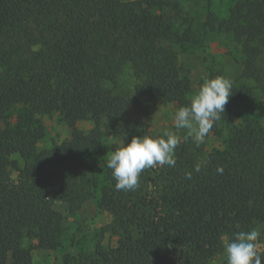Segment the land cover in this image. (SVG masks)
Returning a JSON list of instances; mask_svg holds the SVG:
<instances>
[{
	"label": "trees",
	"instance_id": "trees-1",
	"mask_svg": "<svg viewBox=\"0 0 264 264\" xmlns=\"http://www.w3.org/2000/svg\"><path fill=\"white\" fill-rule=\"evenodd\" d=\"M212 2L204 24L239 46L240 77L262 82L264 0H230L221 18ZM179 11L176 0H0V264H32L37 248H62L60 264H227L225 239L264 222V132L250 118L207 153L181 142L175 166L145 169L134 191L114 186L110 154L133 136H162L140 119L127 133L123 114L155 102L190 104V78L173 44L199 35L187 18L182 33L173 30ZM126 64L134 84L117 91L111 84ZM232 92L219 121L233 122L249 99L244 85L233 82ZM50 113L71 128L70 138L40 148ZM85 119L94 123L88 132L76 126ZM102 119L123 136L120 144L103 140ZM98 193L116 202V239L103 243L100 232L86 250L80 241ZM55 202L74 216L68 245ZM258 242L264 264V238Z\"/></svg>",
	"mask_w": 264,
	"mask_h": 264
},
{
	"label": "rangeland",
	"instance_id": "rangeland-1",
	"mask_svg": "<svg viewBox=\"0 0 264 264\" xmlns=\"http://www.w3.org/2000/svg\"><path fill=\"white\" fill-rule=\"evenodd\" d=\"M180 5V14L172 21V28L177 33H182L187 24L182 19L187 18L188 23L193 27L199 35V40L186 42L184 44H173L178 53L179 63L185 73L190 78V89L188 96L193 98L199 91L204 80L214 78L215 76H223L232 81L244 85L249 89V99L240 101L241 115L233 122L218 121L204 142L198 146L204 153L222 146L227 138L232 125L241 122L244 118L253 120L255 126L264 132V49L259 56V66L262 72V82H257L252 78H241L240 74L243 69L242 54L239 46L232 40L230 35L215 28H209L204 23L207 19L206 0H176ZM231 6L230 0H213L212 11L217 18L227 15ZM134 84V77L128 65H124L122 72L118 76L116 84H111L115 90L130 88ZM22 108L18 107L11 113L14 115ZM179 109L173 103L155 102L140 108L127 110L123 114V121L127 125V133L134 131V122L140 119L153 136L163 135L165 131L175 132L181 138V142L187 141L195 143L193 139L187 140L186 129H175L174 115ZM42 122L45 127V135L39 141L40 148L49 147L52 142H59L70 138L71 128L63 121H60L54 113L42 116ZM4 125L0 120V126ZM94 123L91 119L80 120L76 126L84 132H88ZM102 131L103 140L106 143L120 144L123 136L113 134L110 129V123L106 119H102L99 123ZM16 175L15 172L12 173ZM86 181L85 176L81 177ZM115 200L98 193L96 198V210L94 218L89 227L85 231V236L81 238L80 245L88 250L93 242L100 238L103 243L112 244L116 237L112 232L114 228L113 214ZM55 209L62 215V224L65 227L64 244L68 245L73 238L75 223L74 216L69 213V206L65 202H55ZM255 230L261 233L260 238H264V222L259 224ZM28 242V241H26ZM260 248L263 243L258 242ZM62 248L50 249H34L32 253V264H60L59 254ZM10 264V260H8Z\"/></svg>",
	"mask_w": 264,
	"mask_h": 264
},
{
	"label": "clouds",
	"instance_id": "clouds-1",
	"mask_svg": "<svg viewBox=\"0 0 264 264\" xmlns=\"http://www.w3.org/2000/svg\"><path fill=\"white\" fill-rule=\"evenodd\" d=\"M233 83L223 76L205 79L190 104L180 107L174 115L175 129H186L185 140L191 138L199 145L225 113ZM181 138L172 131L162 136H133L129 143L112 152L107 167L115 180V188L120 191H134L139 187V177L147 168L176 164L175 150ZM195 170L200 171V165ZM222 172V169L218 168ZM191 179V173H186ZM261 233L255 229L240 231L232 238L225 239L227 264H262V253L258 240Z\"/></svg>",
	"mask_w": 264,
	"mask_h": 264
}]
</instances>
